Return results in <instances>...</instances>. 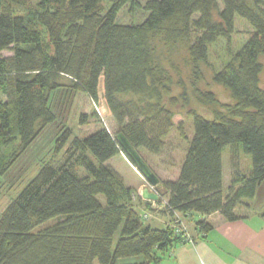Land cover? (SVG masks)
<instances>
[{"label":"trees","instance_id":"16d2710c","mask_svg":"<svg viewBox=\"0 0 264 264\" xmlns=\"http://www.w3.org/2000/svg\"><path fill=\"white\" fill-rule=\"evenodd\" d=\"M4 1L9 7L0 11V91L6 97L0 98V137L20 138L22 148L28 147L38 135V124L55 120L49 99L61 85L59 78L66 75L71 88L83 89L106 105L122 125L120 131L140 152L145 148L161 155L171 145L166 138L174 128L187 144L175 145L183 150L177 178L162 179L166 192L155 209L171 221L158 228L146 223L132 202L136 191L125 186L107 163L123 151L117 133L103 126L83 138H71L67 159L59 165L44 163L2 211L0 264H118L122 258L138 256L143 258L138 264H161L176 245L187 241L175 235L171 226L178 214L186 218L219 212L234 221L241 217V207H251L264 180V87L260 83V55L264 54L260 3L264 0H254L256 7L249 0H147V16L132 24L117 21L120 8L129 0H39L42 11L35 19L10 7L27 5V0H0V4ZM106 1H110L108 8ZM238 14L255 32L214 75L216 82L230 89L235 103L208 108V115L189 114L191 137L185 131L186 115L167 105L159 92L158 101L142 100L143 104L119 96L128 91L145 93L157 84L168 88L165 71L156 60L154 34L163 33L167 41H187L193 76L202 78L201 64L208 59L210 43L233 33ZM39 25L47 30L50 52ZM5 50L12 54L5 56ZM205 95L204 103L216 101L212 92ZM61 138L68 141L70 132L64 131L57 139ZM240 144L252 157L249 173L239 165ZM228 145L233 171L226 192L223 151ZM76 154L86 175L73 165ZM9 165L0 164V175ZM54 218L51 225L34 230ZM194 223L203 233L214 227L205 218Z\"/></svg>","mask_w":264,"mask_h":264},{"label":"rangeland","instance_id":"374dc122","mask_svg":"<svg viewBox=\"0 0 264 264\" xmlns=\"http://www.w3.org/2000/svg\"><path fill=\"white\" fill-rule=\"evenodd\" d=\"M146 2L147 0L127 1L118 12V23L142 22L148 14L145 8ZM249 2L256 7L254 0H249ZM109 5L110 1H106V8ZM8 7V2L4 1L3 4H0V11ZM10 7L15 13L33 19L42 11L39 0H27V5L11 4ZM260 7L264 8V2L260 3ZM39 27L43 32L46 43L45 49L50 52L52 49L47 30L43 25H39ZM254 32L255 27L246 18L239 14L236 15L233 33L229 37L220 36L216 41L210 43L208 59L201 64L203 77L200 79L193 76L189 43L187 41H167L163 33L154 34L152 35V42L155 46L156 60L165 71L168 88L157 84L155 87L151 86L145 93L128 91L121 93L119 96L123 100L137 101L143 104L142 100L146 102L158 101L159 92L167 105L179 110L184 116L186 115L185 131L191 137L193 135V117L189 114L202 112L208 115V108L218 110L235 103L230 89L216 82L214 75L230 61L232 54L241 48ZM3 54L10 56L12 51L5 50ZM260 60L263 63L260 83L264 87V54L260 55ZM59 82L61 85L51 93L49 99L56 118L48 124H38V135L28 147L22 148L20 138L6 140L0 137V164L10 163L7 171L0 175V217L6 205L16 197L17 193L39 171L44 163L50 162L59 165L67 159L70 154L66 150L71 145V138L75 136L83 138L103 126L107 127L112 133H117L121 129L122 125L118 123L115 115L109 112L104 103H97L83 89L74 90L71 88L70 79L66 75L59 78ZM209 92L214 94L216 101L204 103L203 98ZM0 98H6L1 91ZM82 116L84 120L81 119ZM177 118H180V115ZM127 122L128 118L125 119V123ZM66 130L70 132L68 141L64 142L63 138L61 140L57 139ZM166 140L171 142V145L161 155L154 154L145 148H141V152L161 179H176L179 175L183 150L179 146L176 148L175 145L181 141V146L184 147L187 143L182 140L176 128L170 132ZM239 149L238 161L240 168L243 172L249 173L252 168V157L244 151L242 144H240ZM78 154L72 159L73 165L80 175H86L87 171L77 164L80 157ZM171 162H174L175 166L171 165ZM232 164V146L228 145L223 151L224 190L226 192L232 179ZM110 165L122 177L125 186L130 183L135 184L141 178L138 169L123 151L110 160ZM99 197L105 203L104 195L100 194ZM153 207L158 208L156 205H152V209H154ZM178 215L182 217L185 224H188L182 214ZM56 219H51L37 226L34 230L39 231L45 226L51 225ZM145 221L146 223L151 222L149 218ZM156 223H158V220L153 224L158 225ZM118 236L119 232L116 238ZM95 264L100 263L96 261Z\"/></svg>","mask_w":264,"mask_h":264},{"label":"crops","instance_id":"0c3cea01","mask_svg":"<svg viewBox=\"0 0 264 264\" xmlns=\"http://www.w3.org/2000/svg\"><path fill=\"white\" fill-rule=\"evenodd\" d=\"M111 159L107 161L108 164ZM140 175L137 183L126 185L136 191L132 193V202L139 212L148 214L153 227L164 228L171 217L154 207L152 209L153 202L139 197L142 187L147 183ZM239 213L241 217L234 221L225 219L219 212L187 216L185 219L195 240L176 245L161 264H264V180L257 189L251 207H241ZM203 218L214 226L207 233L195 228V220ZM156 220L158 225L153 224ZM142 259L140 256L125 257L118 264H138Z\"/></svg>","mask_w":264,"mask_h":264},{"label":"water","instance_id":"95a60500","mask_svg":"<svg viewBox=\"0 0 264 264\" xmlns=\"http://www.w3.org/2000/svg\"><path fill=\"white\" fill-rule=\"evenodd\" d=\"M115 138L122 147L123 152L147 181L142 187L140 195L147 200H159L161 195L166 192L165 184L160 176L123 131L117 132Z\"/></svg>","mask_w":264,"mask_h":264},{"label":"built area","instance_id":"2783aa9c","mask_svg":"<svg viewBox=\"0 0 264 264\" xmlns=\"http://www.w3.org/2000/svg\"><path fill=\"white\" fill-rule=\"evenodd\" d=\"M165 202L166 200H164L163 204H165ZM153 204H154L153 206L156 205L158 207L156 201H153ZM141 215L143 216L144 219H148L149 217L147 213ZM171 226L173 228L175 235H183L187 241H193L189 226L188 224H185V222H183L181 216L177 215L175 220L171 222Z\"/></svg>","mask_w":264,"mask_h":264}]
</instances>
